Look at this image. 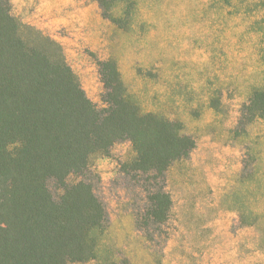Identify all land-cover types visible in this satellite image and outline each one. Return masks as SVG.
<instances>
[{"label": "trees", "instance_id": "trees-1", "mask_svg": "<svg viewBox=\"0 0 264 264\" xmlns=\"http://www.w3.org/2000/svg\"><path fill=\"white\" fill-rule=\"evenodd\" d=\"M93 1L103 18L133 31L137 0ZM210 2L228 16L211 25L213 42L223 37L222 65L228 70L224 83L213 81L194 100L188 95L196 87H179L174 75L152 76L144 68L143 76L157 77L164 86L136 94L125 84L115 59L107 58L97 61L99 106L86 95L61 44L16 17L9 0H0V264L90 259L132 264L119 252L100 254L110 213L93 163L123 142L129 143L131 155L119 162V172L138 178L142 186L133 210L135 225L163 246L173 210L168 171L187 160L198 142L178 114L179 107L192 112L185 101H209L207 108L214 113L219 101H238L226 131L240 146L241 174L260 161L262 150L252 149L258 143H250L249 131L264 118V0ZM213 60L216 65L219 59ZM232 69L243 73L237 76ZM215 71L214 66V77ZM147 101H153L150 107ZM255 138L264 141V134ZM263 175L258 172L255 178L254 202L245 198L238 209L241 225L260 227L264 222Z\"/></svg>", "mask_w": 264, "mask_h": 264}, {"label": "rangeland", "instance_id": "rangeland-1", "mask_svg": "<svg viewBox=\"0 0 264 264\" xmlns=\"http://www.w3.org/2000/svg\"><path fill=\"white\" fill-rule=\"evenodd\" d=\"M9 1L16 17L61 44L86 95L99 106L102 83L97 61L107 58L115 59L125 84L136 94L164 86L157 77L143 76L144 68L152 76L159 72L174 75V85L179 87H196L197 91L188 95L194 100L213 81L217 85L225 82L228 70L222 65L223 37L214 43L211 25L214 19L221 23L228 16L224 9H213L210 0H137L133 31L103 18L93 0ZM215 56L219 59L216 65ZM232 71L237 76L243 73ZM147 102L150 107L153 101ZM185 102L193 106L192 112L185 113L179 107L178 114L193 129L198 142L187 160L175 163L168 171L173 210L163 246L156 236L155 241L148 240L135 225L133 210L142 186L138 178L119 172V162L131 155L129 143L116 144L109 155L93 160L110 213L100 254L119 252L132 264H264V222L257 227L237 220L244 199L254 202L253 195L258 194L255 178L258 172L264 173V141L255 138V134H264V118L253 123L249 131L250 143H258L252 149L262 150L261 159L241 174L240 146L226 131L238 101H219L217 113L207 108L209 101ZM248 158L252 162L254 155L250 153ZM247 178L251 182L247 183Z\"/></svg>", "mask_w": 264, "mask_h": 264}]
</instances>
